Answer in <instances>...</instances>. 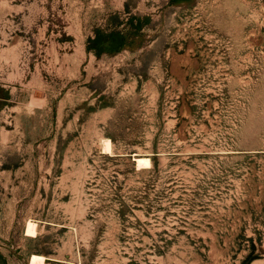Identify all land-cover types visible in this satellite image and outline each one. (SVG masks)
I'll list each match as a JSON object with an SVG mask.
<instances>
[{
	"label": "rangeland",
	"instance_id": "374dc122",
	"mask_svg": "<svg viewBox=\"0 0 264 264\" xmlns=\"http://www.w3.org/2000/svg\"><path fill=\"white\" fill-rule=\"evenodd\" d=\"M0 264H264V0H0Z\"/></svg>",
	"mask_w": 264,
	"mask_h": 264
},
{
	"label": "bare ground",
	"instance_id": "6f19581e",
	"mask_svg": "<svg viewBox=\"0 0 264 264\" xmlns=\"http://www.w3.org/2000/svg\"><path fill=\"white\" fill-rule=\"evenodd\" d=\"M108 144V143H107Z\"/></svg>",
	"mask_w": 264,
	"mask_h": 264
}]
</instances>
